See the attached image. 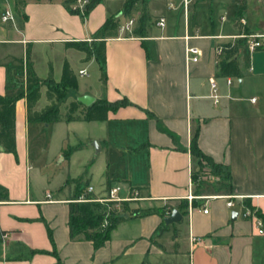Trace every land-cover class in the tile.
Instances as JSON below:
<instances>
[{"label": "crops", "instance_id": "crops-1", "mask_svg": "<svg viewBox=\"0 0 264 264\" xmlns=\"http://www.w3.org/2000/svg\"><path fill=\"white\" fill-rule=\"evenodd\" d=\"M124 1L103 0L82 18L68 10L65 0H22L20 11L15 0H0V95L25 90L24 75L7 65L24 64L28 48L100 40L95 32L116 11L122 15ZM168 1L145 0L150 16L145 36L106 37V83L92 54L85 61L97 63L103 86L77 94L110 103L127 101L110 110L106 120L88 121L101 125V133L93 138L106 158L102 176L89 172L93 191L83 188L82 193L106 196L110 185L120 182L123 195L137 189L148 197L130 201V208L154 211L127 217L101 246L89 239H72L69 204L81 186H70L64 175L56 191L34 185L37 175L30 155L34 121L28 119L23 96L16 102L17 153L0 146V184L9 198L0 201V234H8L0 236V264H264V233L243 216L246 207L257 208L264 222V47L251 51L247 42L241 47L240 77L220 73L225 55L216 51L221 43L244 39L238 37L243 32H264V0H245L242 29L234 4L233 20L225 30L227 18L222 15L217 31L214 23L203 30L195 19L200 0L190 4L188 15L182 0H174L173 9ZM7 9L13 20L2 19ZM141 9L138 3L128 15L136 19L135 26ZM181 9L183 22H179ZM160 16L166 18L164 26L157 23ZM190 46L200 49L198 61L187 59ZM31 62L38 77L45 79L36 60ZM212 80L218 102L211 97ZM197 131L200 150L221 171L215 181L199 187L196 182L193 186V173L201 167V157L192 150ZM58 154L63 155L62 162L73 159L68 152ZM94 160L90 159L92 164ZM191 193L243 197L228 207L226 198L190 200ZM166 206L177 208L181 219L167 224L166 215L158 212ZM192 236L201 240L193 241Z\"/></svg>", "mask_w": 264, "mask_h": 264}, {"label": "trees", "instance_id": "trees-1", "mask_svg": "<svg viewBox=\"0 0 264 264\" xmlns=\"http://www.w3.org/2000/svg\"><path fill=\"white\" fill-rule=\"evenodd\" d=\"M77 0H65V5L68 10L73 14H79L82 18H85L90 11L103 0H88L84 9L73 8V4ZM235 4V13L237 17L238 27H242L240 22L242 15L241 11L244 8L243 0H233ZM138 3L142 4L141 14L137 19V25L134 27L132 34L136 36H145L146 27L150 16L147 13L145 0H125L123 4L122 13L130 15L135 9ZM17 9L20 11V4L22 0H15ZM120 25V18L116 15L109 16L105 22L95 32V36L101 38L100 40H93L90 44L87 41H66L67 47H73L76 49L84 50L87 52L85 60L90 59L92 54L96 55V58L101 68V80L106 83V70H105V53H106V37L113 33H116ZM242 29V28H241ZM246 44L245 39H236L234 41L222 43L224 47L225 57L219 62L220 73L224 76L240 77L242 75V69L240 61L237 57L242 46ZM29 51L27 49V64H8L7 69L15 68L20 75L25 77V90L16 94L0 95V146L7 152L17 153V141H16V102L19 98L25 96L27 101L28 119L30 121H58L63 120L59 116L60 101H63L68 97V88H79V80L75 72L71 69L69 62L64 64L61 79L55 81L54 78L48 77L47 79H40L34 69L32 62L29 60ZM41 80L52 81L53 88H49L46 91V96L49 99V103L42 110H35L34 107L42 96L41 92ZM17 83V80H14ZM47 83V82H46ZM7 84V88H9ZM126 99L110 103L104 99H97L91 105H85L77 98L72 100L67 108L66 121L82 120V121H101L108 118L110 110L116 109L120 105L126 104ZM79 111V115L76 112ZM198 131L192 138V150L195 154L201 157V166L204 161L211 163L212 171L217 175L221 174L219 166L208 159V157L200 150L197 144ZM197 173H193V180L197 183V187L202 184L201 179H197ZM83 188H79L76 194L70 201L69 211V228L70 236L72 239H89L92 240L95 247L103 245L111 237L112 230L118 223L126 219L127 217H137L143 214L153 212V208H130L129 201L122 203L123 212H118L116 209L111 211L109 215L106 214L108 204L101 203L95 200L79 201V197L82 194ZM91 198L90 194H88ZM8 190L5 186L0 184V201L8 200ZM112 204V203H109ZM173 206L163 207L158 212H161L163 216L167 211H171ZM126 213V215H125Z\"/></svg>", "mask_w": 264, "mask_h": 264}, {"label": "rangeland", "instance_id": "rangeland-1", "mask_svg": "<svg viewBox=\"0 0 264 264\" xmlns=\"http://www.w3.org/2000/svg\"><path fill=\"white\" fill-rule=\"evenodd\" d=\"M243 1L244 4L247 2ZM139 5L141 6V3ZM117 6L118 4L115 2L113 7ZM159 10H162V7ZM244 12L245 6L241 11L242 16H245ZM112 15L120 18V24L126 23L132 17V15L128 16L123 13L120 15L117 11ZM180 15L179 22H183V10ZM222 15L227 18L224 25L226 30L227 25L234 18L233 0H200L195 19L202 25L203 30L207 31L214 23L215 31H217L222 22ZM115 34L125 33L117 29ZM86 56V51L67 47L66 45L36 44L34 48L30 47L29 60H36L38 73L41 77H45V79L52 77L55 81L60 80L64 64L68 61L79 80V88H68V97L58 103L59 116L63 121H50L48 125L47 122L34 120L31 125L30 155L32 160L35 161L34 172L37 175L35 180L33 179V183L43 191L46 189L56 191L55 185L59 182L62 175L68 178L70 186L76 184L82 188H87L89 183H93L89 172L92 171L96 178L102 176L104 168L103 158H106V156L98 148L96 140L93 138L94 135L101 133V125L82 120H64L70 102L76 99L74 97L78 93L97 91V89L101 88L102 83L99 82L100 71L97 63L94 61L89 64L83 59ZM25 58H27V50L25 51ZM26 64L27 59L24 60V65ZM82 67L87 68L89 75L79 74V70ZM53 84L52 81L41 80L42 96L35 105V110H42L50 102L46 96V91L49 88H53ZM76 115H79V111L76 112ZM60 151L71 154L72 161L70 163L62 162L61 158L64 157L58 154ZM91 158H95L93 164L90 161ZM211 166L210 162L204 161L199 171L196 172L198 175L197 179L202 176L201 180L203 183L215 181L218 175L212 171ZM206 174H210V176H206Z\"/></svg>", "mask_w": 264, "mask_h": 264}, {"label": "built area", "instance_id": "built-area-1", "mask_svg": "<svg viewBox=\"0 0 264 264\" xmlns=\"http://www.w3.org/2000/svg\"><path fill=\"white\" fill-rule=\"evenodd\" d=\"M195 1V0H182V4L185 10V15H188V11H189V7L190 4ZM88 0H77L75 4H73V8H80L81 10L84 9V6L87 4ZM168 8L169 9H173L175 8V2L174 0H169L168 1ZM2 19L5 21L8 20H13L14 16L13 13L10 9H7L5 11V13L2 15ZM242 22H245L244 19H241ZM157 23L160 26H164L166 23V18L165 16H160L159 19L157 20ZM136 24V19L131 17L126 23H121L118 27V29L120 30V32L125 33V34H120L123 36H128V35H133L132 31L135 27ZM216 37H224L222 35H218ZM238 37L240 38H244L247 42V46L249 47V49L251 51H254L258 48H262L264 47V32H255V33H245L243 32L242 34L238 35ZM91 40V39H89ZM217 53L221 54L224 51V47L222 45V43L217 47ZM187 53V59L191 60V61H198L199 56L201 54V51L198 47L196 46H190L187 47L186 50ZM79 74L80 75H89V72L87 70V68H81L79 70ZM232 79L228 78V83L231 84ZM211 86H212V94L211 97L214 98L215 102H218L220 95L218 94V88H217V84L214 80H212L211 82ZM253 101L256 100V98H252ZM206 176H210L206 174ZM211 176H213L211 174ZM200 179H202V176H199ZM195 185V181L193 180V186ZM94 186L93 185H88L86 192H91L93 191ZM123 187L121 185L120 182H114L110 185V187L108 188V193L106 196H102V197H92L89 198L87 197L88 194H81L79 197V201H87V200H95V201H99L101 203H105L108 204V209L106 211V214L109 215L111 213V211H113L114 209H116V211L118 212H123L122 209V203L124 201H134V200H145L148 197L144 196L141 194V192L137 189L134 190H130V192H128V194L123 195ZM50 195V194H49ZM212 197H223L226 198V204L228 207H233L235 205V198L240 197L242 198V195H233V194H228V195H222V194H215V195H197L194 193L189 194V199L192 200L194 198H206V199H210ZM112 203V204H109ZM209 209L205 208L204 212H208ZM172 210L167 211L166 212V216H169L171 214ZM243 216L244 218L247 219H251L254 222L255 227L258 229V232L260 233H264V222L263 219L261 218L257 208H249L246 207L245 211L243 212ZM7 232H2L0 234V236L2 238H6L7 237ZM192 240L193 241H200L201 237L198 236H192Z\"/></svg>", "mask_w": 264, "mask_h": 264}, {"label": "water", "instance_id": "water-1", "mask_svg": "<svg viewBox=\"0 0 264 264\" xmlns=\"http://www.w3.org/2000/svg\"><path fill=\"white\" fill-rule=\"evenodd\" d=\"M77 99L85 105H91L96 100V98L93 95L88 93L78 95ZM236 216H237V212H233L232 218L235 219ZM181 217L182 214L179 212V210L177 208H173L171 214L165 217V222L167 224L177 222L181 219Z\"/></svg>", "mask_w": 264, "mask_h": 264}]
</instances>
